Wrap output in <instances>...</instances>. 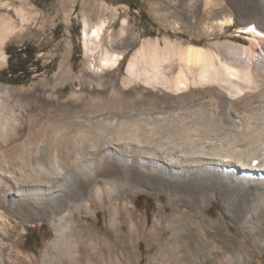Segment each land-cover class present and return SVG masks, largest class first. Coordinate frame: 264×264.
<instances>
[{
	"label": "bare ground",
	"instance_id": "1",
	"mask_svg": "<svg viewBox=\"0 0 264 264\" xmlns=\"http://www.w3.org/2000/svg\"><path fill=\"white\" fill-rule=\"evenodd\" d=\"M28 1L0 0V68L6 42L44 15ZM248 2L264 15V0ZM100 8L106 12L107 5ZM101 11L95 20L83 14L84 47L98 49L101 65H113L114 35L99 43L109 23ZM241 23L252 32L249 45L232 37L197 45L163 36L161 46L158 36L146 37L118 82L109 85L92 72L84 86L96 91L81 86L67 97L61 90L73 69L62 59L38 109L26 88L0 82V206L25 221L34 214L52 221L54 236L39 264H124L74 211L87 212L91 198L118 200L138 183L168 193L170 211L161 212L171 234L159 249L161 264H257L253 251L229 234L228 222L202 210L218 197L225 215L264 251V20ZM37 118L41 128L29 131ZM118 202L109 214L114 228ZM9 255L14 264H34L19 251Z\"/></svg>",
	"mask_w": 264,
	"mask_h": 264
},
{
	"label": "rangeland",
	"instance_id": "2",
	"mask_svg": "<svg viewBox=\"0 0 264 264\" xmlns=\"http://www.w3.org/2000/svg\"><path fill=\"white\" fill-rule=\"evenodd\" d=\"M28 3L44 15L37 16L17 38L6 42L7 63L0 68V82L26 88L27 99L33 97L32 103L36 105V109L45 102L48 87L58 78L62 59H66L65 66H71L73 69L72 76L64 82L65 86L61 90L62 97H67L73 88L82 86L86 89L84 83L87 78L84 75L91 76L92 72L100 73L102 80L109 85L118 82L132 51L146 37L158 36L161 46L163 36L181 41L183 39L184 42L190 41L197 45L232 37L239 40V43L246 42L245 45H249L252 32L243 28L241 21L250 20L258 24L259 20H264L262 8L260 11L250 10L252 6L248 0H213L207 5H204L202 0H131L130 4L119 0H29ZM101 3L107 5L106 12L101 11ZM100 11L105 13L109 23L99 43L106 44L108 33L114 35L115 41L111 51L115 56H119L116 65H101V53L98 49L87 53L84 47L83 14L90 15L92 20H95L99 15H103L99 14ZM121 28H125V33L120 34ZM24 46H29V51L33 52V59L27 66L31 75L29 78L20 77L17 81L10 76L7 68L9 64H14L18 50ZM88 89L96 91L95 86H89ZM45 111H49V118H56V111L50 112L48 106ZM37 119L30 125L29 131L33 128L32 131L35 132L41 128V125L38 126L41 120ZM7 149L3 154L6 158L9 154ZM134 188L120 197L119 202L106 199L102 203L91 198L88 211H74V217L89 232H95L100 238L108 240L106 242L112 243L117 252L113 256L114 259L119 257L124 264H161L159 256L163 252L159 249L171 234L167 227L168 220L162 219L164 213L161 212L168 214L170 211V204L166 205L168 193L159 194L140 183ZM116 201L120 210V223L114 228L110 224L109 214L111 204ZM123 201H127V205L131 206L130 212L123 210ZM161 205L167 206L165 211ZM0 208L4 215V220L0 221V227L3 228L0 237L6 238L2 241L5 246L6 264H14L9 255L11 250L19 251L22 256L32 258L34 264H39L38 259L54 236L52 221L40 214L31 215L25 221L7 206L2 204ZM202 210L209 218L228 222L229 234L236 236L240 243H244L247 249L253 251L257 264H264V251L258 248L249 232L242 230L239 225H234L225 215L218 197L209 199L202 206ZM131 220L134 232L130 231ZM206 234L210 236L209 232ZM35 238L39 240L38 243H35Z\"/></svg>",
	"mask_w": 264,
	"mask_h": 264
},
{
	"label": "trees",
	"instance_id": "3",
	"mask_svg": "<svg viewBox=\"0 0 264 264\" xmlns=\"http://www.w3.org/2000/svg\"><path fill=\"white\" fill-rule=\"evenodd\" d=\"M119 1L126 2L129 4L131 3V0H119ZM18 51L19 52L17 54L16 61L14 62V64H9L7 68L8 72L11 74L10 76H13L14 77L13 79L15 80L20 79V77L29 78L31 73L28 71L27 66L28 63L33 59V52L29 51V46H24V48H21ZM38 67H37V71L39 69ZM30 229H35V228H30ZM35 240H36L35 243H38L39 240L36 238Z\"/></svg>",
	"mask_w": 264,
	"mask_h": 264
}]
</instances>
